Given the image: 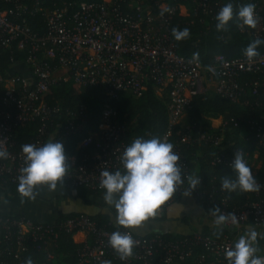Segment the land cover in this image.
Instances as JSON below:
<instances>
[{"label":"built area","instance_id":"2783aa9c","mask_svg":"<svg viewBox=\"0 0 264 264\" xmlns=\"http://www.w3.org/2000/svg\"><path fill=\"white\" fill-rule=\"evenodd\" d=\"M171 1L177 6L169 7L166 0L80 1L73 5L62 0H0V51L14 47L25 52L24 61L12 62L11 67L22 63L28 69L27 75H0V148L10 154L7 159H0V180L18 184L19 170L25 166L22 146L16 148L13 141L17 129L39 120L35 135L24 143L37 147L52 141L54 135L61 140L84 129L86 116L68 112L65 121H56L52 132L49 130L47 123L52 115L59 113V108L47 105L42 95L56 81H70L77 89L97 88L108 100L117 99L123 92L140 97L144 85L151 83L157 95L167 100L170 125L180 120L192 98L199 94L213 92L233 103H248L244 86L248 83L242 82L241 76H259L249 84L251 93L256 94L258 86L264 83V51L251 63L244 54L230 58L220 53L208 65L194 57L178 54L170 31L175 10L185 15L187 9L183 2H188L203 13H209L212 0ZM252 4H255L259 20L257 27L244 26L243 30L239 27V31L264 40V0ZM36 14L44 21V32L33 31L27 23V18ZM209 67L214 71H209ZM115 119V112L106 103L97 130L79 143V146L94 147L92 160L76 165L75 157L70 156L64 181L102 190L99 187L101 171H123L120 158L127 145L122 139L123 125L115 123ZM226 124L220 119L217 127L223 129ZM259 137L264 141V133ZM201 138L213 146H219L222 141L221 136L208 132H203ZM233 160L234 154L228 162ZM225 161L224 154H220L212 164ZM221 212L229 214L224 209ZM232 214L237 222H228L224 227L240 226L248 217L255 225H264V202H252ZM54 228L72 232V236L79 232L85 234L76 264H111L109 256L121 264H175L181 261L228 264L225 250L234 247L239 239H213L197 232L170 240L159 234L143 236L121 228L115 231H130L136 241L132 256L121 260L108 243L115 231L97 226L86 215L69 217L54 224L36 223L29 218L3 219L0 215V254L12 255L18 260V254L26 250L22 243L26 234L33 241H40L36 249L45 251L47 247H54L58 237ZM3 242L8 245L1 246ZM54 257L53 252L46 251L47 260ZM0 264L6 262L0 259Z\"/></svg>","mask_w":264,"mask_h":264},{"label":"trees","instance_id":"16d2710c","mask_svg":"<svg viewBox=\"0 0 264 264\" xmlns=\"http://www.w3.org/2000/svg\"><path fill=\"white\" fill-rule=\"evenodd\" d=\"M52 1L61 0H49V2ZM62 1L73 5L74 2L101 0ZM166 1L169 7L177 6L171 0ZM254 1L260 0H212L209 13H203L194 4L183 2L187 13L185 15L180 14L177 9L170 21L171 36L177 53L184 57H194L193 54L198 53L199 55L195 59L203 65L211 63L214 56L220 53L230 58L243 55L244 49L255 39L239 31V25L242 21L238 18V11L240 6L253 3ZM227 3H232L234 6L233 20L229 22L226 30L217 31L216 24L218 22L216 15ZM27 23L30 29L35 32H44L45 30L44 21L39 14L28 17ZM174 27L179 30L188 28L190 37L182 41H176L172 35ZM257 51L259 54L262 53L264 45L261 44ZM25 57V52L17 51L14 47L0 51V75L2 77L8 76V71L13 68L11 63L22 62ZM14 68L15 70L12 73L25 75L28 73L27 67L22 63ZM241 77L242 82L248 83L244 85L246 89L245 99L248 102L246 105L230 102L213 92L205 95L199 94L192 98L190 107L184 111L180 120L172 125L168 121L167 100L157 95L151 83L144 85L140 97L123 92L117 99L108 100L104 93L97 88L77 89L70 81H56L44 92L42 99L47 105L59 108V113L52 115L51 120L47 123L51 132L55 127L56 121L66 120L68 112L76 116L79 114L86 116V125L80 133L66 135L61 140L58 139V135H54L52 140L53 142H63L66 154L68 157H75L76 165L87 164L92 160V156L96 151L94 147L91 145L79 146V143L90 132L97 130L101 113L106 103L115 112V123L123 125L124 134L122 139L127 146H130L136 137H142L145 140L154 137L167 139L168 142L174 145L173 150L181 158L180 163L183 165L182 178L184 179V184L173 200L162 207V209L180 202L183 191L189 189L187 177L189 175H197L201 179V184L191 192V195L196 205L205 214L211 216L208 210L215 207H219L221 210L224 209L228 213H236L252 202H264V141L259 137L264 133V83L258 86L256 94H252L249 84L259 79V76L243 74ZM215 118L225 120L227 122L226 126L223 129L221 127H212L211 119ZM234 122L237 125H234ZM39 125L40 121L35 120L23 128L17 129L13 134L15 147H21L24 143L30 141ZM203 132L221 136L220 145L213 146L210 142H205L201 138ZM237 150L244 151L245 161L252 158L255 153L258 155L260 165L253 175L261 185L259 192L228 193L221 190L222 177L228 176L235 179V173L230 167L232 162L229 163L228 160ZM220 154H224L227 161L212 164V160L220 156ZM57 187L72 192V194L66 195L65 198L79 199L85 205L97 207L99 211L94 214L59 212L56 222L77 215H86L97 226L107 230L115 231L123 228L112 222V216L116 213L115 208L104 206L102 203L93 200L94 197L103 193L104 189L96 190L86 186H74L66 181L58 184ZM17 188V183L0 180V189L8 196L18 195ZM0 215L3 216V219L28 218L22 214L6 215L0 212ZM155 219L158 218L155 217L152 220ZM254 225L255 221L248 217L247 221L240 226L203 227L200 233L213 239L236 238L245 235ZM55 229L58 232L56 246L47 247L45 251L36 249L40 241H33L29 234H26L22 239L26 250L18 254V260L7 254H0V259L5 261L6 264H26L28 258H31L32 264H76L82 243L74 241L72 232L66 233L61 229ZM156 234L158 233H150L143 236H154ZM258 234V247L264 250V239L261 238L264 236V229ZM159 235L170 240L189 236L168 232ZM11 244L13 245L12 242ZM3 245H8V243H1V246ZM49 250L55 254L54 259H46V251ZM109 257L111 264H121L119 261L112 260L111 256ZM175 264H189V262L181 261Z\"/></svg>","mask_w":264,"mask_h":264},{"label":"clouds","instance_id":"9594fccd","mask_svg":"<svg viewBox=\"0 0 264 264\" xmlns=\"http://www.w3.org/2000/svg\"><path fill=\"white\" fill-rule=\"evenodd\" d=\"M234 6L227 3L216 15V29L223 31L234 17ZM170 11V9H169ZM238 18L244 26L255 29L259 22L255 13V4L249 3L239 7ZM172 35L176 41H182L190 37V30L184 28L172 29ZM264 44L259 38L251 41L244 49V55L251 63L259 56L258 47ZM194 53V58L198 57ZM209 71H214L211 67ZM174 145L167 139L142 137L133 139L122 155L121 163L123 171H101L99 187L105 190V203L116 210L115 223L124 229H136L143 226L149 219H154L162 207L167 205L176 196L184 184L182 178L183 165L180 156L173 150ZM24 164L19 171L17 191L21 196V202L25 198L35 200L39 194L38 189L47 187L49 191H55L57 185L64 182L68 172L69 157L65 152L62 141H49L42 146L35 144L22 145ZM9 153L0 148V159H7ZM243 150L234 153V160L230 167L235 173V179L225 176L221 178V190L228 193L259 192L261 185L253 175L252 169L245 161ZM189 189L183 191L184 196H190L191 192L201 184L197 175L187 177ZM208 213L214 218L213 226L221 228L228 222L236 223L234 214L224 215L219 207L209 209ZM258 233L249 229L245 235L239 237L234 247L225 250L228 264H264V257L257 256L259 251L257 244ZM264 239V236L261 237ZM110 247L118 254L121 260L130 258L136 241L130 231H115L108 240ZM26 264H32L28 258ZM109 264V262H105Z\"/></svg>","mask_w":264,"mask_h":264},{"label":"crops","instance_id":"0c3cea01","mask_svg":"<svg viewBox=\"0 0 264 264\" xmlns=\"http://www.w3.org/2000/svg\"><path fill=\"white\" fill-rule=\"evenodd\" d=\"M217 125H219V120ZM37 191L39 194L35 200L25 198L21 202L20 194L8 196L0 189V212L6 215L22 214L35 222L54 224L59 212L94 214L99 211L97 207L85 205L79 199L65 198L66 195L72 194V192L58 187L55 191H49L47 187H41ZM104 194L105 191L99 196L94 197L93 200L102 203L104 206L111 207L105 203ZM115 215L116 213L112 216V222L117 225L115 223ZM156 218L158 219H149L142 227L131 230L138 235L166 232L191 235L200 232L203 227H214V218L205 214L196 205L192 195H183L180 202L171 204L165 209L161 208ZM251 229L259 233L264 229V225H254ZM73 239L76 243H82L86 237L84 233L79 232L73 235ZM263 254L264 250L259 249L257 256H262Z\"/></svg>","mask_w":264,"mask_h":264},{"label":"rangeland","instance_id":"374dc122","mask_svg":"<svg viewBox=\"0 0 264 264\" xmlns=\"http://www.w3.org/2000/svg\"><path fill=\"white\" fill-rule=\"evenodd\" d=\"M14 70H15V68H12V69H10V70L8 71V73H12V71H14ZM208 93H210V92H208ZM218 120H219V122H220V119H218V118L211 119V125H212L214 128H216V127L218 126V125H217ZM257 156H258V155L255 153V154L252 156V158L246 160V163H247V165L252 169L253 174L257 171V169H258V167H259V165H260V160L258 159Z\"/></svg>","mask_w":264,"mask_h":264}]
</instances>
